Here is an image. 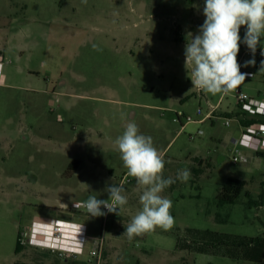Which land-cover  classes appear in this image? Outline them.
I'll list each match as a JSON object with an SVG mask.
<instances>
[{
	"label": "rangeland",
	"instance_id": "obj_1",
	"mask_svg": "<svg viewBox=\"0 0 264 264\" xmlns=\"http://www.w3.org/2000/svg\"><path fill=\"white\" fill-rule=\"evenodd\" d=\"M203 6L204 0H0V264H12L17 237L29 233L35 215L86 225L82 255L69 258L83 264H264L175 248L185 228L264 237V157L242 149L251 161L233 162L229 139L240 136L237 118L225 126L226 112L239 111L232 91H199L185 68L187 35L203 24ZM243 49L241 43L238 54ZM239 88L262 99L264 79ZM198 109L202 116L215 109V123L200 122ZM178 112L194 121L181 127L173 121ZM129 122L153 138L163 177L176 181L161 193L172 201L173 226L132 239L122 234L142 208L143 188L115 144ZM73 160L80 165L67 176ZM182 169L191 173L187 182L176 179ZM122 178L128 202L119 215L104 222L71 208L90 195L107 200L106 186ZM228 178L247 186L234 204L220 207L216 197ZM100 237L101 257H91Z\"/></svg>",
	"mask_w": 264,
	"mask_h": 264
},
{
	"label": "clouds",
	"instance_id": "obj_2",
	"mask_svg": "<svg viewBox=\"0 0 264 264\" xmlns=\"http://www.w3.org/2000/svg\"><path fill=\"white\" fill-rule=\"evenodd\" d=\"M86 2V0H85ZM202 25L195 34L189 32L190 39L184 48L185 68L193 87L208 93H228L245 81L250 73H241L237 61L240 44L247 46L252 59L244 67L255 66L257 47L264 56V0H204ZM246 31L241 40L240 29ZM99 50L97 45H93ZM190 69V73L189 70ZM260 71H264V60ZM115 144L120 153L127 174L136 179L142 187L141 210L132 217L122 235L129 239L154 231L157 227L167 231L174 224L170 214L172 201L161 193L176 181L163 177L165 162L154 147L153 138L139 133L135 122H129ZM191 173L182 169L176 179L187 182ZM107 200L90 195L84 202L74 203V207L84 208L91 217L105 216L107 213L119 215L127 204L122 185L110 184L104 189ZM107 209V213L101 209Z\"/></svg>",
	"mask_w": 264,
	"mask_h": 264
},
{
	"label": "built area",
	"instance_id": "obj_3",
	"mask_svg": "<svg viewBox=\"0 0 264 264\" xmlns=\"http://www.w3.org/2000/svg\"><path fill=\"white\" fill-rule=\"evenodd\" d=\"M255 55L257 56L258 59L256 66L253 69H245L243 66L244 59L246 57L252 56V54L250 53L246 45H244V49L240 52V54H238V63L241 65L240 68L241 73L252 74L246 76L245 81H253V80L261 79L259 74L264 72V71H260L261 61L264 60V56H261V50H257ZM232 94L236 100V103L238 104L241 113L245 117L264 119V90L262 92H258V95H261L262 99L261 97H253L248 95L246 92L242 91L239 88V86L232 90ZM215 111H216L215 109H212L205 116H202V111L198 109L196 111V115L202 116V118H200L199 121H204L206 119H211ZM231 120L232 119L227 118L225 121V126H229ZM173 121L179 123L181 127H183L184 125L189 124L194 120L190 116H185L180 112H178L175 113V117L173 118ZM198 134H201V131H198ZM189 138L192 140L194 137L193 135H190ZM231 145L234 148L233 150L235 154L233 157V162L251 161L252 157L243 153L242 149L252 150L255 152V154L259 152L264 153L261 150V147L264 145V122L256 121L254 123H251L250 125L242 127V131L240 133L239 138L232 139ZM125 180L128 182V179L122 178L121 181L117 184V186L119 185L124 186ZM74 203H72L71 205V208L73 210L78 212L88 213L87 210L84 208H79V209L75 208ZM101 210L107 213V209L102 208ZM109 214L110 213H107L105 216H102L104 222L106 216H108ZM39 224L40 226L49 227L48 230L49 239L50 238L53 239V242L51 244L44 245L37 238L29 237L28 234L26 235V233H24L23 236L20 237V243L22 245H24L25 243H29L32 246L40 247L41 249H47L57 254L58 257L65 256L67 258L78 259V256L82 255L84 243L87 239L86 225L74 224L66 228L57 222H50L49 224L47 223H39ZM35 225H37L36 222H34L33 226ZM75 228H79L81 235H76L74 233L76 230ZM67 231H69V236L67 234L68 233ZM64 232L69 237L68 242H72L73 244H77L79 246L69 245L68 247H66L65 246L66 244L62 246L61 245L62 240H66L64 236ZM103 245H104V241L102 237H100L97 240L96 245L89 251V255L91 257H97V258L101 257Z\"/></svg>",
	"mask_w": 264,
	"mask_h": 264
},
{
	"label": "trees",
	"instance_id": "obj_4",
	"mask_svg": "<svg viewBox=\"0 0 264 264\" xmlns=\"http://www.w3.org/2000/svg\"><path fill=\"white\" fill-rule=\"evenodd\" d=\"M264 79V72L259 74ZM264 122V119L246 118L242 121L243 127L254 122ZM259 157H264V153H257ZM201 164V161H198ZM80 165L78 160H73L68 166L66 175L70 176ZM200 166V165H199ZM199 169H195L197 174ZM247 186V181L238 178H228L219 189L216 202L218 206L234 204L239 195ZM184 237L177 236L175 248L178 251H190L198 254L216 255L227 257L232 260H243L260 263L264 259V237H247L219 233L210 230H199L185 228ZM23 248L20 243V235L17 237L15 253ZM74 264H81L74 260Z\"/></svg>",
	"mask_w": 264,
	"mask_h": 264
},
{
	"label": "crops",
	"instance_id": "obj_5",
	"mask_svg": "<svg viewBox=\"0 0 264 264\" xmlns=\"http://www.w3.org/2000/svg\"><path fill=\"white\" fill-rule=\"evenodd\" d=\"M237 107H238V104H237ZM238 109H239V107H238ZM226 114L228 115L227 117H229V119L233 120V118H237L238 128H239L240 133H241L242 127H243L242 121L248 117H245L241 113L240 109L235 114L233 112H226ZM215 119H216V111L213 113L212 118L207 119V120H209L211 125H213L215 123L214 122ZM200 122H205V120L200 121ZM240 133H239V135H240ZM232 139H237V138L230 137V139H229L230 145H231ZM34 222H36L37 225L33 226ZM50 222L60 223L61 225H63L66 228L70 227L71 225H74V224H80V223H73V222H70L68 220L58 218L56 216L53 217V216L35 215L33 217V221L31 223L30 230L28 233L29 237L37 238L44 245L51 244L53 242V239H51V238L49 239V232H48L49 227L40 226V224H39V223L49 224ZM35 227H37V228H35ZM65 241L68 242V238L66 240H62V242H61L62 246L64 245ZM14 254H15L14 255L15 259L12 261V264H74V261L72 259H69L65 256H61L59 258L56 255L58 257L57 258L55 256V253L53 254V252L51 253V251H49L47 249H41L40 247L32 246L29 243H25L23 245V248L18 253H15V248H14ZM78 262H80V261H78ZM80 263L83 264L82 261Z\"/></svg>",
	"mask_w": 264,
	"mask_h": 264
},
{
	"label": "bare ground",
	"instance_id": "obj_6",
	"mask_svg": "<svg viewBox=\"0 0 264 264\" xmlns=\"http://www.w3.org/2000/svg\"><path fill=\"white\" fill-rule=\"evenodd\" d=\"M75 229H76V230H75L74 233H75L76 235H81L79 228H75ZM67 232H68L67 234H68V236H69V231H67ZM64 236H65L66 239H67V238L69 239V237L66 235L65 232H64ZM65 244L67 245V247H68L69 245L79 246V245H77V244H73L72 242H66V241H65L64 245H65Z\"/></svg>",
	"mask_w": 264,
	"mask_h": 264
},
{
	"label": "flooded vegetation",
	"instance_id": "obj_7",
	"mask_svg": "<svg viewBox=\"0 0 264 264\" xmlns=\"http://www.w3.org/2000/svg\"><path fill=\"white\" fill-rule=\"evenodd\" d=\"M52 253V252H51ZM54 254V253H53ZM57 254H55V256H56ZM57 257V256H56ZM58 258V257H57ZM77 260V259H76ZM74 261V260H73Z\"/></svg>",
	"mask_w": 264,
	"mask_h": 264
}]
</instances>
